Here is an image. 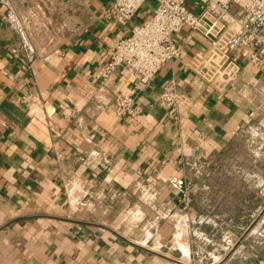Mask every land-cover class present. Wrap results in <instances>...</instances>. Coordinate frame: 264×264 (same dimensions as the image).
Wrapping results in <instances>:
<instances>
[{"label": "crops", "instance_id": "obj_1", "mask_svg": "<svg viewBox=\"0 0 264 264\" xmlns=\"http://www.w3.org/2000/svg\"><path fill=\"white\" fill-rule=\"evenodd\" d=\"M111 2L0 0V264H264V239L246 236V250L217 263L216 250L195 252L185 234L205 227L217 241L215 227L254 220L262 73L244 61L246 87L231 96L198 82L188 62L204 45L185 27L174 35L181 55L149 85L125 68L110 77V90L131 94L140 116L100 108L86 88L100 82L108 50L154 8L148 0L121 24L107 16ZM170 81L191 96L175 117L158 102ZM178 143L192 166L179 164ZM173 175L186 179L191 202L171 187Z\"/></svg>", "mask_w": 264, "mask_h": 264}, {"label": "built area", "instance_id": "obj_2", "mask_svg": "<svg viewBox=\"0 0 264 264\" xmlns=\"http://www.w3.org/2000/svg\"><path fill=\"white\" fill-rule=\"evenodd\" d=\"M146 1L112 0L107 16L127 24ZM153 1L151 15L133 26L128 35L119 38L108 50L100 82L86 88V95L100 108L112 109L120 117L140 116L142 109L135 105L131 94L110 90V77L117 69L125 68L144 85H149L164 64L181 55L182 48L174 35L185 27L204 45L188 62L198 82L231 96L232 91L246 87V82L241 80L244 61L257 68L264 78V0ZM8 19L14 29L21 31L14 17L9 15ZM25 44L29 58L33 59L36 49L31 44ZM13 53L15 57L20 56L18 49H14ZM158 102L170 116L175 117L181 108L191 104V96L170 81L163 86ZM257 109L255 107L250 115L255 114ZM184 145L178 143L176 146L182 154L179 164L192 166L194 163L188 159ZM169 183L190 202V189L184 177L173 175ZM259 192L262 203L253 215L252 224L237 237L228 230L223 237V251L213 255L214 262L222 263L227 257L241 254L247 248L244 242L246 236L253 234L255 243L264 239V180ZM205 238L209 240L208 236Z\"/></svg>", "mask_w": 264, "mask_h": 264}, {"label": "rangeland", "instance_id": "obj_3", "mask_svg": "<svg viewBox=\"0 0 264 264\" xmlns=\"http://www.w3.org/2000/svg\"><path fill=\"white\" fill-rule=\"evenodd\" d=\"M63 10V9H62ZM190 169V167H189ZM188 169V170H189ZM264 180V178H263ZM191 197V195H190ZM191 202V201H190ZM255 212H253V214L251 215V218H253ZM252 227V226H251ZM246 228H233V227H226V226H218L214 228L215 231V235H219L217 241L213 240L212 235L214 233H210L208 228H188L186 234V238L190 241L192 248L195 252H199L201 255H208L209 252L211 251H215L218 253L219 251H223V244H224V235L226 234V232L228 230H230L232 233H234V236H239L243 233V231ZM250 229V228H249ZM238 231H241V233H239ZM196 232V233H195ZM200 234V236H198V234ZM207 233L211 234V237L209 238V240H207L205 238V236H207ZM203 234V236H202ZM210 236V235H209ZM254 237V238H253ZM248 238L253 239V241L255 240V236H253V234L249 235ZM249 242L246 243V245L248 246ZM254 244V243H253ZM247 249V248H246ZM245 249V250H246Z\"/></svg>", "mask_w": 264, "mask_h": 264}]
</instances>
